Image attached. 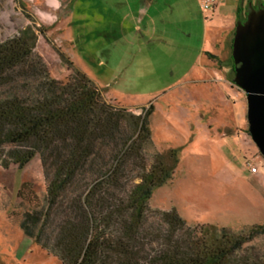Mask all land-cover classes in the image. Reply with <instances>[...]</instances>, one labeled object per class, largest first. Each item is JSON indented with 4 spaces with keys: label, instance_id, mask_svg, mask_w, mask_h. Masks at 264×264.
Returning <instances> with one entry per match:
<instances>
[{
    "label": "rangeland",
    "instance_id": "1",
    "mask_svg": "<svg viewBox=\"0 0 264 264\" xmlns=\"http://www.w3.org/2000/svg\"><path fill=\"white\" fill-rule=\"evenodd\" d=\"M246 2L264 5L246 0L242 8ZM219 3L212 12L201 0H0V42L24 40L56 79L79 71L110 104L131 107L134 119L152 105L148 164L154 153L169 150L176 151L178 164L171 179L153 191L150 211L174 209L189 226L236 230L264 224V160L248 134L245 95L232 83L236 23L229 31L224 26L233 20L235 0ZM202 64L228 69L226 80L237 89L226 91L230 102L220 111L213 107L214 96L201 99L200 86L193 83ZM201 100L211 113L202 111L194 126V119H186L196 117L191 109ZM231 120L245 130L237 138L243 158L235 140L217 138L237 134L218 128ZM247 162L257 167L253 176ZM23 183L30 185L33 197L28 196L36 204L46 197L38 156L21 170L0 167V264H61L14 225L25 208L17 197ZM154 217L150 213L149 221ZM250 246L264 249V238Z\"/></svg>",
    "mask_w": 264,
    "mask_h": 264
},
{
    "label": "trees",
    "instance_id": "2",
    "mask_svg": "<svg viewBox=\"0 0 264 264\" xmlns=\"http://www.w3.org/2000/svg\"><path fill=\"white\" fill-rule=\"evenodd\" d=\"M143 110L134 119L77 70L54 78L20 38L0 42V167L38 156L47 182L37 204L29 184L19 187L14 225L61 264H264V249L248 247L264 224L189 226L174 209L150 211L178 159L169 150L148 164L152 105Z\"/></svg>",
    "mask_w": 264,
    "mask_h": 264
},
{
    "label": "water",
    "instance_id": "3",
    "mask_svg": "<svg viewBox=\"0 0 264 264\" xmlns=\"http://www.w3.org/2000/svg\"><path fill=\"white\" fill-rule=\"evenodd\" d=\"M232 83L246 100L248 134L264 160V7H248L231 44Z\"/></svg>",
    "mask_w": 264,
    "mask_h": 264
},
{
    "label": "crops",
    "instance_id": "4",
    "mask_svg": "<svg viewBox=\"0 0 264 264\" xmlns=\"http://www.w3.org/2000/svg\"><path fill=\"white\" fill-rule=\"evenodd\" d=\"M149 1L151 2V0H149ZM244 1H246V0H240L239 5H237L238 2L235 0V6H236L235 11H234L235 14H234V17L232 18L233 20H231L229 23H227L228 25L224 26L225 30L229 31V30L233 29V26H234V24L236 23V20H237V18H236L237 12H238L239 9L242 8L241 6L244 3ZM216 3L214 4V6H212L210 8L212 12L218 11V9L221 8V6H222L221 3H219V5H216ZM218 32H220V31H217V33ZM227 70L228 69H226V71H225V69H223L222 71L219 70V69L216 70L213 67H208L207 65H203V68L200 69V71H201L200 74H199L200 78H196L197 80L195 82H193L195 84H199V86H200L199 87V92H200L199 95H200L201 99H202V97L204 95H212V97L214 96L213 97V99H214L213 107L216 106L215 109L218 110V111L223 109L224 106L229 105L230 100H229V97L226 94V91L233 90V89L237 90L235 87L230 85L229 82H227L226 77H225V76H227V72H228ZM240 92H242V91H240ZM197 103L199 104V107L197 109H194V110L191 109L192 114L195 113L196 117L194 118L193 115H192V116L187 117V119H186L188 122H192V120L194 119V123L192 122V124L194 126H195V123L197 122L196 120L198 118H200L202 120V118L204 117L202 111H206L207 112L206 115L211 113V111L209 110V108H210L209 106H207L208 108H205L206 102H203L201 100V102L197 101ZM133 107H135V106H133ZM130 108L131 107H129L127 109L129 110ZM215 109L213 110V112L215 111ZM224 125H227V126L224 127ZM224 125L221 124V126H218V128H221V127L229 128V129L230 128H234V129H236V131H237L236 133L237 134L226 135V136L224 135L222 137L220 136V137H217V138L220 139V140H223V139H225V140L231 139L232 141L235 140V143H236V146H237V151H238L239 155L241 156V158H243V155H241V149L239 148V145H238L239 142H238L237 138H239V136H241L243 133H245L244 132L245 130L241 129V128L237 129L236 126L234 125V120H231L230 123H227V124H224ZM190 138H192V137H190ZM262 171L264 172V170H262ZM248 173H249V171H248ZM258 173H259V171H258ZM249 175H251V174L249 173ZM251 176H253V175H251ZM260 185H261V183H260Z\"/></svg>",
    "mask_w": 264,
    "mask_h": 264
},
{
    "label": "built area",
    "instance_id": "5",
    "mask_svg": "<svg viewBox=\"0 0 264 264\" xmlns=\"http://www.w3.org/2000/svg\"><path fill=\"white\" fill-rule=\"evenodd\" d=\"M215 3V0H203V2L201 3V6L205 9L212 7ZM247 166L249 167V172L250 174H255L257 173V167L252 165L251 162H247Z\"/></svg>",
    "mask_w": 264,
    "mask_h": 264
},
{
    "label": "flooded vegetation",
    "instance_id": "6",
    "mask_svg": "<svg viewBox=\"0 0 264 264\" xmlns=\"http://www.w3.org/2000/svg\"><path fill=\"white\" fill-rule=\"evenodd\" d=\"M249 6H252L253 8H257V7H264V5H261L259 2H256V3H254V4H252V3H249V2H246V6L244 7V8H242V10H241V16L242 15H244V16H246V13H247V10H248V7ZM237 20H241V19H238L237 18ZM236 20V21H237Z\"/></svg>",
    "mask_w": 264,
    "mask_h": 264
}]
</instances>
